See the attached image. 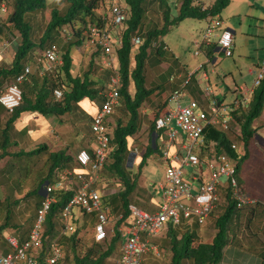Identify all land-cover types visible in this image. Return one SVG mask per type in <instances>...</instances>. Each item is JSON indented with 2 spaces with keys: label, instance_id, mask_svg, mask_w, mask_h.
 Returning <instances> with one entry per match:
<instances>
[{
  "label": "trees",
  "instance_id": "1",
  "mask_svg": "<svg viewBox=\"0 0 264 264\" xmlns=\"http://www.w3.org/2000/svg\"><path fill=\"white\" fill-rule=\"evenodd\" d=\"M55 1L59 2L61 7H54L50 10L49 20L45 24L37 40L33 36L31 16L46 8V0H10L8 2L10 12L6 16V22L11 24L17 31L20 41L15 47L9 66L0 68V91L4 90L6 86L22 72L27 63L31 65L34 64V54L36 52L50 45H56L61 50L62 64L58 68V72H56V76L53 79L50 78L52 75L50 73L41 78L32 73L29 79L24 81L20 86L22 91V102L13 113L9 114L5 127L0 129V150L2 157L8 155V147L15 146L10 139V129L13 122L19 118L21 113L31 112L47 118L56 117L64 121L65 117H61L66 116L74 110L76 105L82 100H88L95 104L97 103L96 105L100 107L108 91L109 79L114 75L111 69L105 68L106 72L102 74L101 78H94V71L92 69L93 59L90 61L89 69L81 75H74L72 71L73 57L71 55V50L83 45L92 27L101 29L105 25H109L110 18L107 13L108 6H105V9L101 12L104 0ZM123 1L125 3L124 5L127 7L128 16L119 30L118 37L120 45L115 49V74L119 79V105H116L113 109H115L116 113L123 115L125 119H120V116L114 118V126L111 128L110 132V150L103 166L104 172L111 177L109 179L117 183L116 187H119V189L108 197L102 196L110 205V213H120V218L114 224L115 232L110 239H107L103 244H96L92 240V245L79 251V244L81 242L79 232L82 228L86 229L89 225L92 228L95 222L94 216L85 213L80 214V218L74 222L75 228L73 232L62 235L60 212L68 202L71 194L67 192L55 193L56 200L51 204L44 222L42 247L35 252V258L39 264H47L46 259L50 255L49 245L54 239H57L62 249V257L55 264H105L107 258L119 247L120 235L117 231V227L121 222L127 220L131 197L137 190V176L134 175V173L129 170L130 167H128V160H130L129 154L131 152L129 141L138 132L141 125L139 112L141 106L148 102L151 96L155 94L161 95L164 90L163 88L159 91L158 89L160 86L145 87L146 67L153 63L156 64L157 61L154 58L168 51V48L162 42V37L165 36L172 27L177 26L181 21L187 18L204 19L208 21L211 18L219 16L220 12L230 2V0H213L210 5L204 6L200 0H176L174 3L170 0ZM151 10H155L160 15L161 24L159 26L149 23L150 18L148 14ZM66 26L70 30H66V32L62 33ZM134 36H138L140 39V44L137 46L135 52H133V46L131 44V40ZM214 48H216L215 44L211 47V50ZM98 53V50L95 49L93 51V56H98ZM55 88L60 89L62 92V97L57 100H55L53 96V90ZM130 88H132V91ZM172 88L177 89L178 87L175 85L171 87V89ZM165 106L166 103L163 102L159 105V108L163 109ZM263 106L264 77L255 88L249 106L246 109H238L232 112L233 121L229 123L228 130L224 131L214 126L205 127L203 131V144L198 146L194 151L199 159L205 160L211 156L226 154L235 161L237 174L238 162L246 160L248 155L246 150L247 146L256 135L257 128L253 127V121L260 116ZM159 114L160 113H156L153 121L149 124L148 144L139 158L137 173H140L148 157L160 153L157 146L159 131L154 128V119L157 118ZM112 115L113 112L109 117ZM91 118H87V120H89V125ZM107 121L106 125L108 126ZM152 138H154L153 142ZM91 142L92 141H90L86 147H82L87 149L90 153ZM232 143L243 145L244 150L242 155L239 154L238 150L230 149ZM42 152L43 154L45 153V160L44 164L40 161V177L46 182L51 181L55 168H63L71 159L73 161L77 154L76 152L74 155L72 154V156H70L67 154L66 150L47 152V146L45 144H40L28 153H24L23 150L15 152L14 156L36 155L34 161H32V165H34L36 162H39L37 154ZM30 157L33 158V156ZM108 184V180L105 181L101 185V189L99 188L100 191ZM37 191L38 188L29 190L23 196L24 200L22 199L24 202L28 201V199H31L30 202H32L33 199L35 201V213L33 211L32 215L26 220L29 225L35 220L36 211L43 198L41 191H39V197L33 198L31 194ZM218 194L225 199L226 205L224 208H219L221 214H219L218 208L214 209V213L212 211L210 214V217L213 216L215 219L213 224L214 234L209 242H194L197 236L196 229H198L195 225L187 226L182 223L178 226L169 225L167 227L166 235L169 244L170 264H218L222 261L225 249L229 246L232 242L231 239L234 237V233H231L232 226L236 224L234 216L239 213L241 209L235 207V203L230 197L228 188H219ZM3 202L13 208L16 207H14L13 204L16 205L17 203L16 201L9 202L7 199ZM132 205L135 204L133 203ZM26 207H29L28 203ZM215 213L217 215H212ZM13 215L14 212H12L10 217L6 214L5 217L3 216L2 222L0 223V247L3 243L8 248V252H10L11 249L7 246L3 237L1 238V233L6 228L12 226L16 230L23 226L12 224ZM193 227H195V230H192ZM177 229L183 230L179 237H177ZM0 250L2 251L1 248ZM2 252L4 254L8 253L5 251ZM261 258L264 261V253L261 255Z\"/></svg>",
  "mask_w": 264,
  "mask_h": 264
},
{
  "label": "built area",
  "instance_id": "2",
  "mask_svg": "<svg viewBox=\"0 0 264 264\" xmlns=\"http://www.w3.org/2000/svg\"><path fill=\"white\" fill-rule=\"evenodd\" d=\"M9 1L0 0V16H7L10 12ZM170 1L174 3L176 0ZM107 13L110 18L109 25L101 29L97 27L90 29L91 43L99 52L98 59L104 68L111 69L114 73L109 79L104 101L90 121L91 153L82 148L73 159L76 165L74 169H54L51 181L43 186V198L27 238L20 243L13 235H3L11 251L4 254L0 250V264H39L35 252L42 247L44 222L51 204L56 200L55 193L71 194L60 212L62 235L73 232L74 222L82 213L94 216L95 222L91 231L92 240L96 244H103L109 239V234L114 235L115 223L110 226V207L102 200L98 182L99 173L110 150L111 131L106 121L112 114L113 107L118 103L119 86V79L115 74V49L120 45L118 34L128 16V11L126 5L113 2L107 7ZM220 27L221 22L218 17L207 21L200 42H195L197 50L193 56L198 55V50L214 44L224 56L232 55L233 33L229 29L220 30ZM211 37L215 39L213 42L210 41ZM131 44L135 52L140 44L139 37L134 36ZM61 64L62 52L56 45H50L36 52L34 64L27 63L22 72L0 91V106L6 113H13L22 102L20 86L28 80L32 72L36 70L39 75L45 76L54 71L58 72L56 67H60ZM201 67L202 65H199L198 69ZM248 73L252 75L251 84H235L229 101H217L211 98L212 92L206 88L204 90L206 103L189 99L181 104L180 98L186 96L185 89L189 78L170 93L167 100L172 102L173 106L166 108L154 119V128L159 131L158 138L161 139L158 160L164 164L163 179L157 189L158 208L155 212L149 213L135 205H129L127 220L117 227L120 235L117 264H143L148 254L159 257L158 246L153 245L152 241L169 225L178 226L183 223L187 226L204 227L210 214L220 202L218 189L221 187L229 189L230 197L237 209L256 204L255 199L245 197L239 189L235 161L226 154L200 160L193 150L195 146L203 144V131L206 126L219 127L226 131L229 129V123L233 121L232 112L249 106L255 88L264 77V61L257 63ZM53 96L55 100L60 99L61 90L55 88ZM178 128L184 136L178 133ZM176 146L177 148L171 152V147ZM230 149L237 150L236 144L232 143ZM49 251L50 255L46 263L55 264L62 257V249L57 239L50 242Z\"/></svg>",
  "mask_w": 264,
  "mask_h": 264
},
{
  "label": "rangeland",
  "instance_id": "3",
  "mask_svg": "<svg viewBox=\"0 0 264 264\" xmlns=\"http://www.w3.org/2000/svg\"><path fill=\"white\" fill-rule=\"evenodd\" d=\"M204 5H209L212 0H200ZM113 2H119L125 4L123 0H104L103 8L101 12L105 9V6H109ZM46 8L34 15H32L31 23L33 24V36L37 40L44 29L45 24L49 20L50 10L54 7L60 8L61 5L55 0H46ZM173 3V2H172ZM150 22L152 24L160 25L161 17L155 11L151 10L148 14ZM221 22V27L223 29H229L233 32L232 36V55L226 57L220 51L211 50L209 53V61L206 67L201 72H206L213 88L219 87L226 91V89L231 88L233 83L235 84H251L252 75L248 73L250 67L255 66L257 63L264 61V0H230L229 4L220 12L217 16ZM207 20L204 19H191L187 18L181 21L177 26L172 27L169 32L162 37V42L168 48L161 56L154 58L157 61L156 64H152L146 67L145 75V87L150 88L153 86H160L159 91L163 90L161 95H153L150 100L143 104L139 109L141 125L138 132L129 141L130 144V154L128 160V167L135 160L136 163L139 162L140 156L143 154L145 147L148 144L149 137V124L153 121L156 113H162L163 109L159 108V105L163 100L167 99L168 92L173 83L176 82V77L178 72H182L185 68L192 73L196 66L203 65L206 61V54L204 50H198V55L193 56L194 52L197 50L195 47V42H200L201 33L205 29ZM69 31L70 29L66 26L63 32ZM215 39L210 38L213 42ZM20 38L17 31L12 27L11 24L6 22V16H0V68L8 67L13 56L16 45L19 43ZM93 45L91 43V36L89 34L88 38L85 39L83 45L73 48L71 50V55L73 57V74L80 75L89 69L90 61H93V75L94 78H101L102 74L106 72V69L102 65L101 61L97 56H93ZM216 60L215 63H210V60ZM59 66L56 67V70ZM206 70V71H205ZM37 73L36 70L32 72ZM35 74V75H37ZM56 72L54 71L50 78H54ZM30 77V76H29ZM28 77V79H29ZM37 77L41 78L39 74ZM196 77V76H195ZM169 89V90H168ZM23 90V89H22ZM132 91V88H130ZM186 90V89H185ZM186 96L180 98L181 104L185 103L190 99L187 92ZM230 94V92H229ZM229 94L228 96L229 98ZM227 98V99H228ZM91 106L83 111L84 100L80 101L74 110L68 113L65 117V122L67 123L69 132L78 134V143L82 145H75L71 151H67V154L72 156L80 148L86 147L90 141H92V135L89 129V120L87 118L94 113L95 109L98 110V106L87 101ZM117 106L119 101H117ZM167 107H172L173 103L166 101ZM96 105V107L94 105ZM116 105L114 106V108ZM80 110L83 111L80 113ZM9 115V114H7ZM80 116V117H77ZM120 116V119H125L123 115L116 113L113 109V115L108 118L107 124L111 131L114 126V118ZM262 121V120H261ZM255 126L258 124V120L255 119ZM178 133L184 136L183 132L178 128ZM257 138L249 142L247 146V158L243 162H238V169L236 174V179L238 181L239 189L245 197H255L257 200L264 199V142L262 141L264 135V124L257 127ZM261 139V140H260ZM186 143L189 141H185ZM159 143V141H157ZM237 150L240 155L243 154V145L236 144ZM14 147V146H12ZM197 147H194V151ZM75 149V150H74ZM46 153V151H45ZM34 155H18L14 156V160L9 163H5L0 167V180L4 179V185L9 187L10 190L2 192L0 190V217L6 216L10 217L15 208L10 207L8 204L4 203L2 198L8 197V201L12 199L15 195L22 194L24 191L28 192L33 188H38V191L33 195V198L39 197V191H43V185L46 181L42 180L41 171L39 169L40 162H36L32 165L34 158L30 157ZM44 156V154H43ZM159 154H153L147 158L145 164L142 167L141 173H134L137 176V190L131 197V204H135L137 208L146 212H155L157 210V204L159 202L158 194V184H161L164 173V164L158 160ZM23 161V163H22ZM41 161V160H40ZM39 163V164H38ZM19 165V167H24L20 171H17L14 167ZM76 165L74 162L69 161L65 164L63 168L74 169ZM13 168V169H12ZM12 169V170H11ZM107 175L103 168L99 173L98 187L108 180V185L101 190L103 197H108L119 187H116L117 183ZM223 180V179H222ZM146 186L154 184L155 193L147 197L143 194L142 188L143 183ZM157 188V189H156ZM101 189V188H100ZM158 195V196H157ZM24 198L20 197L16 201L15 207H19L21 210L18 216H30L33 211L35 213L36 208L34 207V199L26 201L29 207H26L27 203L24 202ZM103 199V202L107 201ZM137 199V200H136ZM12 202V201H10ZM31 203V204H30ZM109 205V203H107ZM110 207V205H109ZM23 209V210H22ZM215 209V208H214ZM242 210V209H241ZM17 211V210H16ZM111 211V208H110ZM215 211V210H214ZM213 211V213H214ZM16 213L13 215L12 220L16 222ZM212 215H217L212 214ZM120 213H110V226L113 225L118 218ZM214 217L211 216L212 222L207 223L202 230L204 232L203 236H196L194 242H209L214 234ZM233 219V218H232ZM9 220V219H8ZM241 221V219H240ZM240 225L243 227L242 222ZM236 226H232L231 233H234L233 239L229 244L230 250L225 253L222 261L218 264H264L262 258H258L256 252L244 244V237L241 234V230L235 235ZM181 228V227H179ZM195 230V227L192 228ZM183 230L177 229V237ZM197 232V231H196ZM81 236V242L79 244V251L88 248L92 245V231L90 225L86 229H81L79 232ZM112 235L109 234V239ZM58 237V236H57ZM230 237V236H229ZM153 240V239H152ZM250 240V237L247 238ZM246 240V241H247ZM153 245L158 246L160 252L159 257H154L152 254H148L151 257V261L148 263L145 259L144 264H170L169 263V244L168 237L166 235V230L162 231L157 238L152 241ZM100 248V247H99ZM119 247L115 252L106 260L105 264H117L119 256Z\"/></svg>",
  "mask_w": 264,
  "mask_h": 264
},
{
  "label": "crops",
  "instance_id": "4",
  "mask_svg": "<svg viewBox=\"0 0 264 264\" xmlns=\"http://www.w3.org/2000/svg\"><path fill=\"white\" fill-rule=\"evenodd\" d=\"M212 2H213V0H212ZM204 6H206V5H204ZM221 29H222V27H220V30ZM219 33L220 32L218 31V34ZM212 46L213 45L203 49L205 54H206V61L203 62L201 69H198V66H196L193 69L192 73H190L188 71V69L185 68L182 72L177 73V77H176L177 80L172 85V87H174L175 85L177 87H179L184 80L189 78V83L186 87L185 92H187V95H188V97H190V99L197 100L200 103H206L205 91H204L206 88H209L212 92L210 97L215 98L217 101H219V100H221V101L231 100L232 94H233V88L235 85V83H233V85L229 89L230 94L228 92V89H226V91L223 89H220L219 87H217L215 89V88H213V85L211 83V79L209 78L207 73L201 72L206 67V64H208L207 62L209 61V53L211 52L210 50H211ZM212 50L216 51L217 49L214 48ZM215 62H216L215 59H213L212 61L210 60L211 64L215 63ZM73 64H74V62H73ZM253 68H254V66L250 67L248 69V72H250L251 69H253ZM34 74H37V73H34ZM78 75H80V73ZM173 89L174 88H172V89L170 88V92H168V97H169L170 93L175 90V89L174 90ZM227 94H229V98H228V96H226ZM168 97H167V99H168ZM167 99L163 100L162 103L163 102L166 103ZM84 101H85V103H83V104H85V105H83V109H82L83 111H85L86 109H88L91 106L87 102L88 100H84ZM95 107H96V105H95ZM166 108H168L167 103H166V106L163 108V111H165ZM83 111L80 110V113ZM96 112H97V109H95L94 113L91 114V116H93ZM7 114L8 113H6L5 110L0 106V129L4 128L6 125V122L9 118V115H7ZM91 116H89L88 119H90ZM257 120H258V124L256 126H255V122H253V124H252L254 128H257L258 126H262L264 124V106H263L262 112H261L260 116L257 118ZM78 137H79V133L76 134V133H73L72 131L69 132L67 123L65 121L59 119V118H56V117H48L47 118V117H43L42 115H39L36 113L23 112L20 114L19 118H17L13 122L11 129H10V139H11V142H13L15 144V146L14 147H12V146L8 147L7 148L8 155H5L3 157L1 156L2 153L0 150V156H1L0 157V167H1V165L5 164V163H9L10 161L14 160V158H15L14 153L15 152L23 150L24 153H28V152L32 151L33 149H35L40 144H45L47 146V152L48 151L57 152V151H61V150H66V152L71 151V153H72V149L74 148L75 145L77 147H78V145H82V144L78 143V141H77ZM257 137L258 136L256 134L254 136V139L256 140ZM157 141H159V143H157V146H158V148H160L161 139L158 138ZM262 141L264 142V135H263ZM70 147H73V148L70 149ZM175 148H177V146L171 147L170 151L173 152L175 150ZM37 156H38L37 157L38 161L40 162V160H41V163L44 164L45 156H43V152L40 154H37ZM33 158H35V157H33ZM33 161H34V159H33ZM22 163H23V161H22ZM137 164L138 163H136L135 160H133V163L130 165V168H129V170L132 173H137V171H138ZM14 168L17 171L24 169V167L23 168L19 167V165L15 166ZM140 173H141V171H140ZM4 183H5L4 179H1L0 180V190L2 192H4V191L7 192V190H10V189H9V187L5 186ZM143 186L144 187L142 188V192L147 197H149L155 193L154 189L156 186L154 184H150L149 186H146V183L144 182ZM26 191H24L22 194L15 195L14 197H12V199L10 201L17 200L20 197L22 198L25 195ZM41 195H43L42 190H41ZM249 198L255 199L256 204L248 205L244 209L240 210L239 213L235 214V216H234V218H235L234 221L236 222V224H235V226H236L235 227L236 228L235 235H237L238 231L241 230L240 228H242L241 234H243V237L245 239L244 244L246 242V246L247 245L250 246V248H252L256 252V254L258 255V258H261V255L264 253V199L263 200H257L255 197H249ZM2 199H3L2 201H5L6 199L8 200V197L2 198ZM219 199H220V202L215 207V209L216 208H218V209L224 208L226 205L225 199L220 194H219ZM220 209H219V214H221ZM20 211L21 210L19 209L18 206H17V208L15 207L14 215H15V213L17 215L18 213H20ZM28 218H29V216H21L20 217L17 215L16 216V222L12 221V224H14V225L18 224L20 226H22V225L23 226L17 230L15 228H13V226L6 228L1 233V238L3 237V235L10 234V235L17 237V239L20 242L25 240L30 229H31V227H32V225H33V222H34L33 221L29 225L28 222H26V220ZM2 219H3V216L0 217V223L2 222ZM240 219H241V221H240ZM24 222H26V223H24ZM209 222H212L210 216L206 221V225ZM241 222L243 224V227L240 225ZM196 230H197V232H196L197 235L199 234V236H203L204 232H203L202 228H198ZM248 237H250V240H247ZM1 241H3V240H1ZM203 243H205V242H203ZM0 248L2 249V251H5V252L9 251L8 248L3 243H2V246ZM229 250H230V247L227 246L225 249V253L229 252ZM150 258L151 257H149V256L146 257L147 263L149 260L151 261ZM107 259H109V258H107ZM263 263H264V261H263Z\"/></svg>",
  "mask_w": 264,
  "mask_h": 264
},
{
  "label": "water",
  "instance_id": "5",
  "mask_svg": "<svg viewBox=\"0 0 264 264\" xmlns=\"http://www.w3.org/2000/svg\"><path fill=\"white\" fill-rule=\"evenodd\" d=\"M154 141V138H152V142Z\"/></svg>",
  "mask_w": 264,
  "mask_h": 264
}]
</instances>
